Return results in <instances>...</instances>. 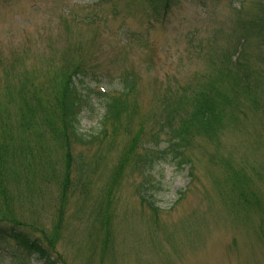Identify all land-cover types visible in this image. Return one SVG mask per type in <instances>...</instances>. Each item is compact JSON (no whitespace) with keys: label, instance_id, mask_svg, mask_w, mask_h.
<instances>
[{"label":"rangeland","instance_id":"rangeland-1","mask_svg":"<svg viewBox=\"0 0 264 264\" xmlns=\"http://www.w3.org/2000/svg\"><path fill=\"white\" fill-rule=\"evenodd\" d=\"M241 2L171 0L163 17L148 0H0V225L19 222L43 239L57 264H264V108L241 104L236 123L212 144L194 133L185 152L190 163L181 167L166 154L142 175L133 169L146 154L149 121L137 133L143 140L130 141L166 91H195L208 78L209 38L220 51L232 48ZM257 2L244 0V15ZM260 53L264 60V47ZM68 60L88 65L75 125L84 141L102 130L107 98L120 81L139 78L127 134V114L115 133L107 126V138L67 149L55 126L47 132L36 118L21 130L17 105H4V69L13 65L16 77L33 73L50 96L72 71ZM68 166L66 197L59 199ZM0 264L43 261L8 241L0 242Z\"/></svg>","mask_w":264,"mask_h":264},{"label":"trees","instance_id":"trees-1","mask_svg":"<svg viewBox=\"0 0 264 264\" xmlns=\"http://www.w3.org/2000/svg\"><path fill=\"white\" fill-rule=\"evenodd\" d=\"M241 1V7L234 10L239 19L235 23L234 31H231L232 34H229L228 37V41L233 42L232 48L220 51L214 44L216 42L214 36L209 38L208 45L210 47L208 50L211 49L209 52L211 69L208 78L205 81H200L199 84L197 82L198 88L195 91L189 86L181 94L166 91L159 108H156V114L146 122H141L135 135L130 136L131 144L136 145L140 139L143 140L142 137H138L137 133L143 132V126L148 121V125H153V129L147 131L149 139L145 144L146 154L138 158L139 163L138 161L133 163L136 173L142 175L147 169L152 168L160 156L166 154L170 155L168 159L178 167H181L182 164H189L190 158H187L185 152L195 139L192 137L194 133L198 134L197 136L203 141L212 144L216 142L215 140L219 138L220 133L226 127L236 123L237 114L243 111L241 104L245 108H250L249 106L254 109L264 108V98L258 96L264 87V70L260 64L264 61L260 53V49L264 47V2L259 0L258 4L253 7L254 12L244 15L242 8L244 0ZM148 2L152 6L153 13L163 12V17L166 16L171 4V0H148ZM135 40L137 41L136 38ZM251 47L254 51L246 53L245 49L249 50ZM197 49L201 48L197 46ZM253 53L255 56H251ZM66 62L69 66H73L72 71L63 75V81L59 88L50 96L42 94L47 90L42 89L43 83L37 82L34 78L36 75L33 73L16 77L11 68L13 65L4 69V76L7 79L2 94L4 105L5 107L11 103L17 105L15 114L20 118L22 116L21 130L23 127L24 131H29L30 128L26 125L32 118H36L45 125L44 128H47V132L54 131L53 135L58 137L63 148L67 149L73 141L91 144L93 141L97 142L107 138V126L111 127L112 134L115 133L119 127H122V117H125L123 115L127 114L125 118V133L127 134L128 121L132 120V116L136 114L137 108H134L131 98L136 95V83L139 78L125 77L123 81H120L119 91H116L114 96L107 98L101 122L102 130L97 136L91 137V140L84 141L75 125L81 105L85 102L79 95V89L82 86L83 78L87 76L88 65L87 63L85 65L71 64L69 60ZM51 125L55 128L50 130L48 126ZM160 144H166V147L160 153H156L157 146ZM68 157L66 152V158L69 159ZM128 157L132 158L131 155ZM190 167L192 166L190 165ZM68 170L69 166L59 185L61 190L59 199L66 197L70 182ZM146 203L150 210L158 209L150 202ZM101 211L103 214L107 212L106 209ZM63 212V207L60 205L59 219ZM105 222L106 219L103 216L99 224L102 225ZM19 226V222L16 221L5 224V226L0 225V242H12L25 254L36 255L38 260L43 261V264H57L50 251L41 242L43 239L32 237L20 230ZM55 227L58 229V226ZM103 227H105L104 224ZM57 231H54L55 234ZM41 233L43 234L42 231ZM106 241L103 240V244H106Z\"/></svg>","mask_w":264,"mask_h":264}]
</instances>
